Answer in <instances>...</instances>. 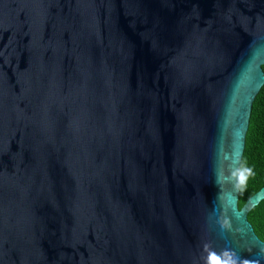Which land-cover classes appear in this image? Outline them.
I'll return each instance as SVG.
<instances>
[{
  "label": "water",
  "instance_id": "obj_1",
  "mask_svg": "<svg viewBox=\"0 0 264 264\" xmlns=\"http://www.w3.org/2000/svg\"><path fill=\"white\" fill-rule=\"evenodd\" d=\"M263 66L264 0H0V264H264Z\"/></svg>",
  "mask_w": 264,
  "mask_h": 264
},
{
  "label": "trees",
  "instance_id": "obj_2",
  "mask_svg": "<svg viewBox=\"0 0 264 264\" xmlns=\"http://www.w3.org/2000/svg\"><path fill=\"white\" fill-rule=\"evenodd\" d=\"M240 171L239 207L242 208L252 195L264 187V86L253 103ZM248 219L258 237L264 241V201L249 213Z\"/></svg>",
  "mask_w": 264,
  "mask_h": 264
},
{
  "label": "clouds",
  "instance_id": "obj_3",
  "mask_svg": "<svg viewBox=\"0 0 264 264\" xmlns=\"http://www.w3.org/2000/svg\"><path fill=\"white\" fill-rule=\"evenodd\" d=\"M227 255V253H225ZM209 264H237V259L229 258L227 260H222L220 256L215 253L209 255ZM244 264H249L248 261H244Z\"/></svg>",
  "mask_w": 264,
  "mask_h": 264
}]
</instances>
